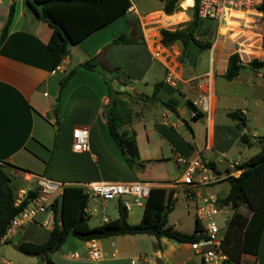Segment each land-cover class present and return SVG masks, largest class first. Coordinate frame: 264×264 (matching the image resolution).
I'll use <instances>...</instances> for the list:
<instances>
[{
  "label": "crops",
  "instance_id": "crops-1",
  "mask_svg": "<svg viewBox=\"0 0 264 264\" xmlns=\"http://www.w3.org/2000/svg\"><path fill=\"white\" fill-rule=\"evenodd\" d=\"M130 1L132 5L125 15L96 29L76 45H69L68 55L53 72L47 48L52 27L32 6L40 9L42 5L34 0H0V163L5 164L17 196L36 189L37 176L41 175L62 182L63 188L92 181H146L163 191L162 203L166 205L171 192L177 201L183 190L178 184L181 168L174 160L176 153L200 157L217 172L225 173L233 162L241 165L262 151L264 92H259L264 90V68L257 70L250 65L255 59L253 50L237 47L228 32L226 36L216 34L228 24L219 26L213 20H203L196 36L211 42V47L199 48L190 43L183 54L182 42L168 46L162 43L161 30L174 31L190 24L195 0L180 1L179 11L173 14L164 11V1L159 9L146 14ZM13 4V19L7 36L1 40ZM132 7L135 11L130 10ZM104 15L108 13L97 17ZM87 17L86 23H91V15ZM258 25V40L263 43L264 24ZM121 34L126 35L127 43L114 42ZM234 53H239L245 67L236 78L227 80L224 76ZM88 60L97 68L84 67L82 64ZM72 70L74 75L61 88V80ZM169 72L175 76L174 85L167 82ZM118 84L129 88L132 96L116 93L127 91L117 89ZM157 84L160 86L155 93ZM201 95L208 96L209 111L196 104ZM114 98L127 101L133 111L132 122L122 129L136 133L139 162L145 164L142 171L137 170V165H128L110 133L105 110ZM251 106L259 110L260 126L251 122ZM235 111L244 121L229 116ZM78 127L89 129L88 152L72 148L73 131ZM243 134L247 136L246 143L241 139ZM255 145V154L246 149ZM215 187L201 189L200 193L224 198L230 190L229 185L228 192L221 195ZM63 188L56 199L61 198ZM121 201L90 199V225L117 219ZM245 207L238 211L249 218L252 213L246 214ZM186 209H193L196 227L195 204H186ZM234 213L219 217L226 224L222 226L225 237ZM143 214L144 207H135L128 211L127 221L137 224ZM47 216L39 214L36 223L17 227L11 238L2 240L0 264H46L40 257L23 254L18 244L46 242L53 229L41 224ZM169 224L178 229L174 222L169 220ZM242 239L240 235L238 242ZM92 242L97 243L101 253L97 260L89 256ZM232 244H236L233 239L227 245ZM51 258L57 264H204L190 242L148 234L91 241L69 235ZM236 258L228 259L227 264H264V226L257 252L239 251Z\"/></svg>",
  "mask_w": 264,
  "mask_h": 264
},
{
  "label": "trees",
  "instance_id": "trees-1",
  "mask_svg": "<svg viewBox=\"0 0 264 264\" xmlns=\"http://www.w3.org/2000/svg\"><path fill=\"white\" fill-rule=\"evenodd\" d=\"M162 1H164V11L167 14H173L179 11L178 3L182 0ZM34 2L42 5L38 9L32 4L37 15L52 27L51 36L47 41V48L51 53L54 68L58 67L68 55L69 45H76L96 29L117 17L125 15L132 5L130 0H34ZM198 2L199 0H195V15L190 24L174 31L161 30L164 45L168 46L176 42H182L184 46L183 54L186 53L190 43L196 44L199 48L211 47V42L203 41L196 36L199 23L203 21L197 15ZM261 10L264 14V6ZM14 11L15 4L11 6L9 19L3 29L1 40H4L8 34ZM102 13H108V16L105 17L104 15V17L98 19L97 15ZM87 15H91V23H86ZM114 42L127 43L128 40L125 34H121L115 38ZM82 65L91 70L97 68V64L92 60L85 61ZM250 65L254 69H262L264 68V60L255 58ZM244 67L245 65L239 53H234L229 58V66L224 77L227 80H233ZM73 75L74 70L70 71L61 80V88L66 85ZM159 86L160 84H157L155 93L158 92ZM116 93L132 96V93L128 91L116 90ZM168 105L175 110L174 106ZM105 114L110 133L128 165H137L138 168H144L145 164L139 162L136 133L122 129L124 125L130 124L133 120V111L128 102L114 98L105 110ZM229 116L244 121L242 115L237 111L230 112ZM241 139L246 143V134H243ZM261 141L263 142L262 151L238 166L242 171L241 174L238 177L230 176L225 179L230 185V190L223 198V202L232 203L235 210L229 222L227 236L223 242V249L228 254L229 259L236 258L239 251L255 253L258 250L259 237L264 226V136ZM11 179L5 164H0V247L3 236L13 217L24 210L29 205L30 200L37 194L36 191L28 192L21 204L16 206L17 194L11 185ZM162 195L163 191L160 189H151L144 207L143 218L137 224H130L127 221L128 211L120 204L121 213L117 219L98 226H91L87 210L90 199L84 186H65L61 198L55 199L51 205L55 213V225L48 240L43 243L22 242L18 244V249L25 255L42 258L46 264H57L51 258V254L62 247L69 235H74L83 241L128 234H148L157 238L167 236L181 242H191L197 239L194 234L195 231L193 233H183L169 224L168 215L174 209L176 200L174 192H171L166 205H163ZM243 205H246L252 213L249 218L238 211ZM198 227L199 224L196 222L195 230ZM240 235L243 236V239L238 242ZM231 239L236 244L228 246V241ZM228 261L221 264H227Z\"/></svg>",
  "mask_w": 264,
  "mask_h": 264
},
{
  "label": "built area",
  "instance_id": "built-area-1",
  "mask_svg": "<svg viewBox=\"0 0 264 264\" xmlns=\"http://www.w3.org/2000/svg\"><path fill=\"white\" fill-rule=\"evenodd\" d=\"M264 0H199L197 15L201 20H213L219 26L227 25L232 19H241L243 15L258 16L259 23L263 17L261 8ZM135 11V7L130 9ZM60 67H56V72ZM169 84H175V76L169 72L167 76ZM197 105L204 111L210 110L209 98L201 95ZM198 111V109H197ZM195 112V115L198 112ZM201 111V110H199ZM72 148L75 152L90 151V132L86 127H78L73 131ZM174 160L181 168V176L178 184L183 187L187 207L195 204L196 220L199 224L194 234L197 239L191 241V247L199 252L204 264H221L228 261L229 256L223 249L225 229L220 226L218 220L222 214L234 213L232 203H224L223 198L215 195H203L201 189L216 186L230 176L238 177L241 174L239 163L233 162L231 169L225 173L217 172L209 163L200 157L189 158L181 153L174 155ZM3 164V163H0ZM63 188V183L46 176H37V188L32 190L37 194L30 200L29 205L19 212L11 220L2 240L12 237L14 229L29 223H36L39 214H48L41 221L45 226L55 225L54 211L51 207L57 194ZM84 188L89 199L100 198L104 201L122 200L121 204L127 211L135 207H145L150 195L152 185L146 181H92L86 182ZM18 194L15 205L19 206L26 196ZM130 197L131 199H128ZM225 222L227 223V217ZM229 222V219H228ZM77 256V254H75ZM90 258L97 260L101 257L96 242L91 243Z\"/></svg>",
  "mask_w": 264,
  "mask_h": 264
},
{
  "label": "rangeland",
  "instance_id": "rangeland-1",
  "mask_svg": "<svg viewBox=\"0 0 264 264\" xmlns=\"http://www.w3.org/2000/svg\"><path fill=\"white\" fill-rule=\"evenodd\" d=\"M133 3L137 6L138 10L142 14H146L152 10L159 9L162 6V0H132ZM181 7V6H180ZM242 18H244L242 20ZM241 19H232L229 22V26H222L220 28V31L216 32L217 35H225L227 32L231 36L232 39H230L232 42H235L237 47L241 48H247L249 51L253 50L251 52L252 58H259L264 60V48L263 43H260V40H258V33L261 32V28L259 25L256 24L259 23V17L245 14L243 15ZM262 25L264 24V14L260 22ZM256 25L253 27V25ZM231 29V30H229ZM229 30V31H228ZM228 35V36H229ZM226 36V35H225ZM224 36V37H225ZM238 42L241 43V46L238 44ZM264 92V90L260 91L259 93ZM251 109H253V112H251V122L252 124H255L256 126H260L261 119L260 114H258L259 110L258 108L251 106ZM252 114L258 115L256 118L252 117ZM246 149H249V151L253 154H255L258 150V147L252 146L247 147ZM138 171H142L141 168H137ZM229 189V183L223 182L220 185H216L215 191L220 192L221 195H225L228 192ZM128 199H131L128 197ZM147 201V200H146ZM186 199L184 191L182 190L179 192V197L176 201L175 209L170 214V222H174V224L177 226V228L182 231L183 233H193L195 231V218H194V211L193 209H186ZM246 214H250V210L247 209V207L244 208ZM230 217V216H228ZM220 226H226L224 223V218L222 217L220 220H218ZM177 229V230H178Z\"/></svg>",
  "mask_w": 264,
  "mask_h": 264
},
{
  "label": "water",
  "instance_id": "water-1",
  "mask_svg": "<svg viewBox=\"0 0 264 264\" xmlns=\"http://www.w3.org/2000/svg\"><path fill=\"white\" fill-rule=\"evenodd\" d=\"M117 89H121V90H127V91H131L129 88H125L124 86H121L120 84L117 85Z\"/></svg>",
  "mask_w": 264,
  "mask_h": 264
}]
</instances>
